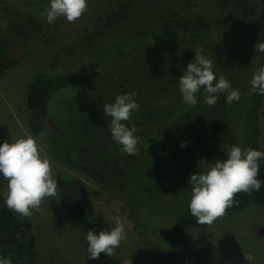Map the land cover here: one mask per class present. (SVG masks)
Wrapping results in <instances>:
<instances>
[{
	"label": "rangeland",
	"instance_id": "374dc122",
	"mask_svg": "<svg viewBox=\"0 0 264 264\" xmlns=\"http://www.w3.org/2000/svg\"><path fill=\"white\" fill-rule=\"evenodd\" d=\"M0 2L10 52L25 53L0 75V143L22 137L27 117L44 125L35 139L50 158L54 176L59 171L80 179L91 192L95 215L111 228L116 217L123 222L127 238L116 249L119 264H245L250 252L255 257L250 264H264V205L250 202L239 211L227 210L205 228L185 230L175 246L166 239L189 205L190 175L206 171L200 160H224L232 144L243 148L251 79L264 63V53L252 45L230 47L233 38L226 32L264 37V0H87V11L78 20L59 17L50 26L41 9L34 8L47 6L46 0ZM169 11L184 30L220 27V49L231 56L211 60L217 79L223 75L239 89L240 99L231 107L226 93L209 107L203 89L196 106L182 102L178 77L195 54L191 56L190 46L178 49L180 37L173 21L167 22ZM40 70L85 74L51 96L44 116L24 107L27 88ZM133 92L140 108L126 123L135 125L140 140L138 154L129 156L113 141L111 117L103 106ZM259 124L264 152V101ZM156 141L165 143L166 150L147 155L145 143ZM0 188L5 201L2 176ZM41 209L29 218L11 210L31 226L36 263L85 264L83 232L65 214L58 194L45 198Z\"/></svg>",
	"mask_w": 264,
	"mask_h": 264
},
{
	"label": "clouds",
	"instance_id": "9594fccd",
	"mask_svg": "<svg viewBox=\"0 0 264 264\" xmlns=\"http://www.w3.org/2000/svg\"><path fill=\"white\" fill-rule=\"evenodd\" d=\"M87 0H50L49 5L41 11L48 24L57 18L64 17L68 22H75L87 11ZM255 51L264 53V42L255 44ZM203 49H197L194 59L178 77V88L182 102L188 106L198 104L197 94L203 89L205 103L214 107L218 96L226 93V105L231 107L240 99L239 89H233L230 81L223 75L217 79L213 72V61L202 55ZM251 91L264 95V66L253 74ZM136 93L117 95L113 103L103 106V112L111 117L109 129L112 139L120 147L122 154L135 156L138 154L140 137L135 135L137 129L131 120L132 114L139 111ZM185 144L182 142L181 147ZM264 159V152L242 148L232 144L226 152V159H217L208 163L201 159L200 164L206 165V171L190 175L191 185L189 210L199 224L211 225L226 214L233 206L237 193L251 195L259 191L262 181L257 179L259 161ZM0 176L7 181L5 205L8 209L29 218L34 212L42 211L41 204L45 198L57 196V180L53 174L50 158L42 154L36 139L24 131L22 137L13 142L5 140L0 143ZM125 228L120 217L115 218V226L110 231L96 234L89 229L85 235L88 242L89 259H99L100 254L113 256L121 241L125 240ZM254 254L244 256L245 264L254 261ZM0 264H12L11 258H0Z\"/></svg>",
	"mask_w": 264,
	"mask_h": 264
},
{
	"label": "trees",
	"instance_id": "16d2710c",
	"mask_svg": "<svg viewBox=\"0 0 264 264\" xmlns=\"http://www.w3.org/2000/svg\"><path fill=\"white\" fill-rule=\"evenodd\" d=\"M49 2L50 0H46L47 5H49ZM44 4L35 5L34 8L41 9L42 11L45 7ZM185 14L187 15V13ZM189 18H192V16H189ZM249 19L252 21L251 17H249ZM169 20H174L170 11L167 12V22ZM44 22L47 26H50V24L46 22V19ZM170 23L173 24L174 29L178 32L180 37L177 41L178 49L188 46L192 47L194 51L191 56H194L197 49H203V55L214 60L215 58L213 56H231V53H227L225 49H220V27H212L209 30H196L192 28V30H184L176 21ZM3 24L2 18H0V75L5 73L8 69L18 65L25 57V53L10 52V40L7 36L2 34L1 26ZM169 29L170 28L161 29L160 31L165 32V30ZM226 33L227 36H232L233 42L230 44V47L235 46V49H241L251 45V47H254L255 44L264 40L262 35L257 34L255 37H250L248 33L246 34V31L245 33L243 32L240 37L233 31H227ZM152 34L153 32L150 35L151 38L156 35ZM218 42L219 47L215 50V45L216 43L218 44ZM165 44L168 43L165 42ZM261 66H264V63ZM90 68L89 66L86 71H89ZM84 75V72L81 70L65 73H53L48 70H40L30 82L25 93L24 107L26 111L43 116L47 115L51 96L57 91L68 88L79 82ZM248 100L249 103L247 105L245 117L246 132L243 137L242 146L243 148H252L260 151L259 140L261 126L259 121L264 95L251 91ZM24 124L34 138L39 137L45 131L44 125L32 118L27 117ZM145 144L147 145L145 147V153L149 156L160 154L167 148L165 143L159 141ZM55 178L57 180L58 198L65 214L83 232L85 264H119L116 259V250L113 256H107L101 253L99 259H89V253L87 251L88 242L85 239L87 231L92 229L96 234H99L102 230L110 231L112 228L103 218L95 215L90 200L91 192L80 179L71 176L64 177L59 171H57ZM256 178L264 182V159L259 161V172ZM250 202L256 205H264V183H262L259 191H253L251 195L243 192L237 193L234 197L233 206L227 210L239 211ZM207 225L208 224L197 223L196 218L191 215L189 207H187L168 229L166 239L171 245L175 246L188 228L194 227L202 229ZM9 257L12 260V264H37L35 241L32 237L31 226L26 221L18 220L13 215L12 211L6 207L0 188V258Z\"/></svg>",
	"mask_w": 264,
	"mask_h": 264
}]
</instances>
